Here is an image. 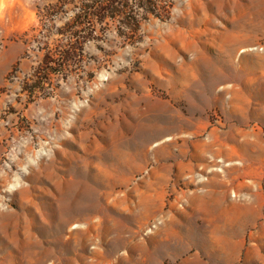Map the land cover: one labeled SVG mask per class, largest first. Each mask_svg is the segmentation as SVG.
Wrapping results in <instances>:
<instances>
[{
  "label": "rangeland",
  "instance_id": "1",
  "mask_svg": "<svg viewBox=\"0 0 264 264\" xmlns=\"http://www.w3.org/2000/svg\"><path fill=\"white\" fill-rule=\"evenodd\" d=\"M58 1L0 0V264H264V0L111 24L34 91Z\"/></svg>",
  "mask_w": 264,
  "mask_h": 264
},
{
  "label": "trees",
  "instance_id": "2",
  "mask_svg": "<svg viewBox=\"0 0 264 264\" xmlns=\"http://www.w3.org/2000/svg\"><path fill=\"white\" fill-rule=\"evenodd\" d=\"M71 5L77 8V13L57 29L58 35L70 40L48 48L33 74L35 85L31 90L48 83L52 75L68 71L77 56L84 53V46L100 42L111 24L118 23V34L125 43H134L143 23L151 18L167 20L174 4L172 0H59L48 5L42 17L51 21L59 13H66V7Z\"/></svg>",
  "mask_w": 264,
  "mask_h": 264
},
{
  "label": "bare ground",
  "instance_id": "3",
  "mask_svg": "<svg viewBox=\"0 0 264 264\" xmlns=\"http://www.w3.org/2000/svg\"><path fill=\"white\" fill-rule=\"evenodd\" d=\"M240 1H241V0H240ZM238 2H239V1H238ZM237 4H238V3H237ZM239 5H242V4H239ZM246 5H248V4H246ZM247 7H248V6H247ZM250 7H251V6H250ZM237 8H238V7H237ZM241 8H242V6H241ZM249 9H250V8H249ZM225 10H226V9H225ZM236 11H237V9H236ZM236 11H235V12H236ZM238 11H239V10H238ZM253 12H254V11H253ZM230 13H231V12H230ZM233 13H234V12H233ZM237 14H238V12H237ZM237 14H235V17H236ZM249 15H250V14H249ZM229 20H230V19H229ZM234 20H235V19H234ZM243 24H244V23H243ZM235 27H236V26H235ZM234 47H235V46H234ZM218 215H219V214H218Z\"/></svg>",
  "mask_w": 264,
  "mask_h": 264
}]
</instances>
